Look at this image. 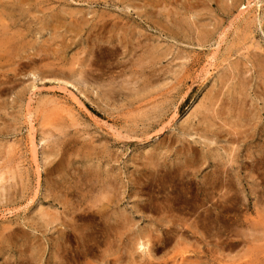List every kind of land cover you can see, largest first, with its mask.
Masks as SVG:
<instances>
[{"label": "rangeland", "instance_id": "374dc122", "mask_svg": "<svg viewBox=\"0 0 264 264\" xmlns=\"http://www.w3.org/2000/svg\"><path fill=\"white\" fill-rule=\"evenodd\" d=\"M0 6V264H264V0Z\"/></svg>", "mask_w": 264, "mask_h": 264}, {"label": "bare ground", "instance_id": "6f19581e", "mask_svg": "<svg viewBox=\"0 0 264 264\" xmlns=\"http://www.w3.org/2000/svg\"><path fill=\"white\" fill-rule=\"evenodd\" d=\"M17 1H18V0H17ZM2 2H3V1H2ZM12 2H13V1H12ZM35 2H36V1H35ZM120 2H121V1H120ZM30 3H31V1H30ZM3 4H4V2H3ZM24 5H25V3H24ZM0 7H1V6H0ZM8 7H9V6H8ZM11 7H12V6H11ZM22 7H23V6H22ZM28 7H30V6H28ZM9 8H10V7H9ZM12 8H13V7H12ZM62 8H63V7H62ZM2 9H3V8H2ZM5 9H6V8H5ZM63 9H64V8H63ZM6 10H7V9H6ZM31 10H32V9H31ZM61 10H62V9H61ZM1 11H2V10H1ZM4 11H5V10H3V12H4ZM8 11H9V10H8ZM12 11H14V10H12ZM27 11H28V10H27ZM27 11H26V12H27ZM45 11H46V10H45ZM65 11H66V10H65ZM6 12H7V11H6ZM15 12H18V10H17V11L15 10ZM19 12H20V10H19ZM58 12H59V11H58ZM62 12H63V11H62ZM13 13H14V12H13ZM1 14H2V12H1ZM6 14H7V13H6ZM64 14H65V13H64ZM10 15H11V14H10ZM12 15H13V14H12ZM19 16H20V15H19ZM56 16H57V15H56ZM77 16H78V15H77ZM7 17H8V16H7ZM7 17H6V18H7ZM9 17H10V16H9ZM59 17H62V15L59 16ZM74 17H76V15H75ZM42 18H43V17H42ZM16 19H17V18H16ZM18 19H19V18H18ZM18 19H17V20H18ZM54 19H55V18H54ZM56 19H57V21L59 20L58 17H56ZM86 19H87V18H86ZM11 20H12V19H11ZM13 20H14V19H13ZM13 20H12V21H13ZM45 20H46V19H45ZM50 20H51V19H50ZM63 20H64V19H63ZM74 20H76V19H74ZM82 20H83V19H82ZM7 21H8V20H7ZM40 21H41V20H40ZM54 21H55V20H54ZM80 21H81V20H80ZM18 22H19V21H18ZM55 22H56V21H55ZM60 22H61V19H60ZM12 23H14V22H12ZM12 23H11V24H12ZM19 23H20V22H19ZM21 23H22V22H21ZM21 23H20V24H21ZM58 23H59V21H58ZM81 23H82V22H81ZM83 23H84V21H83ZM14 24H15V23H14ZM49 24H50V23H49ZM74 24H76V22H75ZM18 25H19V24H18ZM30 25H31V24H30ZM54 25H55V24H54ZM114 25H115V24H114ZM22 26H23V25H22ZM64 26H65V24H64ZM80 26H82V25H80ZM19 27H20V26H19ZM58 27H59V26H58ZM75 27H76V25H75ZM12 28H14V27H12ZM67 28H68V27H67ZM73 28H74V27H73ZM19 29H20V28H19ZM29 29H30V27H29ZM68 29H70V28H68ZM79 29H80V28H79ZM77 30H78V29H77ZM19 31H20V30H19ZM28 31H30V30H27V32H28ZM0 32H1V31H0ZM65 32H66V31H65ZM45 33H46V32H45ZM62 33H63V32H62ZM125 33H126V32H125ZM2 34L5 35L6 33H2ZM130 34H132V33H130ZM8 35H9V32H8ZM49 35H50V34H49ZM121 35H122V33H121ZM125 35H126V34H125ZM1 37H2V36H1ZM9 37H10V36H9ZM11 37H12V36H11ZM62 37H63V36H62ZM17 38H18V37H17ZM1 39H2V38H1ZM33 39H34V38H33ZM56 39H57V38H56ZM14 40H15V39H14ZM66 40H67V39H66ZM3 41H4V40H3ZM9 41H10V40H9ZM19 41H20V40H19ZM11 42H12V41H11ZM45 42H46V41H45ZM19 43H20V42H19ZM25 43H26V42H25ZM46 43H47V42H46ZM49 43H50V42H49ZM63 43H64V42H63ZM59 44H60V43H59ZM34 45H35V44H34ZM43 45H45V44H43ZM48 45H49V44H48ZM11 46H12V45H11ZM32 47H33V46H32ZM54 47H55V46H54ZM4 48H5V46H4ZM40 48H42V47H40ZM28 49H29V48H28ZM42 49H43V48H42ZM66 49H67V48H66ZM3 50H4V49H3ZM59 51H60V50H59ZM61 51H63V50L61 49ZM5 52H6V51H5ZM149 52H150V51H149ZM11 53H12V52H11ZM31 53H32V52H31ZM39 53H40V52H39ZM59 53H60V52H59ZM151 54H152V53H151ZM46 55H47V54H46ZM34 56H36V55H34ZM56 56H57V52H56ZM58 56H59V54H58ZM17 57L19 58V56H17ZM17 57H16V58H17ZM28 57H29V56H28ZM37 57H38V55H37ZM9 59H10V58H9ZM62 59H63V58H62ZM20 60H22V59H20ZM20 60H19V61H20ZM2 61H3V60H2ZM26 61H27V60H26ZM31 61H32V60H31ZM50 61H51V60H50ZM52 61H53V60H52ZM31 65H32V64H31ZM27 66H28V65H27ZM29 70H30V68H29ZM54 74H55V73H54ZM48 75H49V74H48ZM64 82H65V80H64ZM135 83H136V82H135ZM118 86H119V85H118ZM121 86H122V85H121ZM143 86H144V85H143ZM143 86H142V87H143ZM101 87H102V86H101ZM105 88H106V87H105ZM135 88H136V87H135ZM99 89H100V88H99ZM136 90H137V89H136ZM116 93H117V92H116ZM101 95H102V94H101ZM129 95H130V94H129ZM103 98H104V97H103ZM198 111H199V110H198ZM93 151H94V150H93ZM55 153H56V152H55ZM52 155H53V154H52ZM87 155H88V154H87ZM112 155H113V154H112ZM85 159H86V157H85ZM85 159H84V160H85ZM87 160H88V159H87ZM49 161H50V160H49ZM49 161H46V162H49ZM97 161H98V160H97ZM98 162H99V161H98ZM115 162H116V161H115ZM57 166H58V165H57ZM97 166H98V165H97ZM100 166H101V165H100ZM37 167H38V165H37ZM144 167H145V166H144ZM183 167H184V166H183ZM62 169H63V168H62ZM104 170H105V167H104ZM177 170H178V169H177ZM88 171H89V170H88ZM153 171H154V170H153ZM90 172H91V171H90ZM38 173H39V172H38ZM87 173H89V172H87ZM149 174H150V173H149ZM83 175H84V174H83ZM87 175H88V174H87ZM91 175H92V173H91L89 176H91ZM93 175H94V173H93ZM110 175H111V174H110ZM182 175H183V174H182ZM59 176H60V175H59ZM89 176H85V177H87V178L89 179ZM159 176H160V175H159ZM94 177H96V176H94ZM97 177L100 178L99 176H97ZM97 177H96L95 179H98ZM137 177H138V176H137ZM154 177H155V176H154ZM187 177H188V176H187ZM60 178H61V177H60ZM62 178H63V177H62ZM85 179H86V178H85ZM90 179H91V178H90ZM92 179H93V178H92ZM139 179H140V178H139ZM144 180H145V179H144ZM158 180H159V179H158ZM83 181H84V180H83ZM101 181H102V180H101ZM104 181H105V180H104ZM76 182H77V181H76ZM112 182H113V181H112ZM93 183H94V182H93ZM105 183H106V182H105ZM105 183H104V184H105ZM91 184H92V183H91ZM104 184H103V185H104ZM108 184H109V183H108ZM199 184H200V183H199ZM62 185H63V184H62ZM72 185H73V184H72ZM94 185H96V184H94ZM94 185L92 184V189L94 188ZM98 185H99V184H98ZM100 185H102V184H100ZM112 185H114V184H112ZM185 185H186V184H185ZM86 186H87V185H86ZM168 186H169V185H168ZM3 187H4V186H3ZM10 187H11V186H10ZM10 187H9V188H10ZM100 187H101V186H100ZM103 187H104V186H102V188H103ZM105 187H107V186H105ZM105 187H104V188H105ZM108 187H109V186H108ZM114 187H115V186H114ZM144 187H145V186H144ZM198 187H199V186H198ZM5 188H6V187H5ZM5 188H3V189H5ZM77 188H78V187H77ZM82 188H83V187H82ZM88 188H89V186H88ZM181 188H182V187H181ZM90 189H91V188H90ZM92 189H91V190H92ZM94 189H95V188H94ZM96 189H97V188H96ZM105 189H106V188H105ZM117 189H118V188H117ZM198 189H200V188H198ZM213 189H214V188H213ZM223 189H224V188H223ZM74 190H75V189H74ZM100 190H101V189H100ZM107 190H108V189H107ZM88 191H90V190H88ZM102 191H103V189H102ZM102 191H101V192H102ZM112 191H113V189L110 190V193H111ZM90 192H91V191H90ZM113 192H115V191H113ZM113 192H112V193H113ZM196 192H197V191H196ZM79 193H81V192H79ZM83 193L85 194V193H87V191H86V192H83ZM88 193H89V192H88ZM88 193H87V194H88ZM95 193H96V192H95ZM98 193H99V192H98ZM102 193H103V192H102ZM110 193H109V194H110ZM184 193H185V192H184ZM87 194H86V195H87ZM91 194H92V193H91ZM100 194H101V193H100ZM120 194H121V193H120ZM163 194H164V193H163ZM56 195H57V194H56ZM94 195H96V194H94ZM94 195H93V196H94ZM105 195H107V193H106ZM82 196H84V195H82ZM88 196H90V194H88ZM93 196H92V197H93ZM107 196H108V195H107ZM185 196H186V195H185ZM90 197H91V196H90ZM94 197H96V199L100 202V201H101V197H102V195H99V196L97 195V196H94ZM94 197H93V198H94ZM117 197H118V196H117ZM188 197H189V196H188ZM216 197H217V196H216ZM79 198H80V196H79ZM82 198H83V197H82ZM104 198H105V197H104ZM104 198L102 197V199H104ZM83 199L87 200L88 198H87V197L85 198V196H84ZM83 199H82V200H83ZM94 199H95V198H94ZM105 199H106V201H107V198H105ZM79 200H81V198H80ZM82 200H81V201H82ZM113 200H114V199H113ZM185 200H186V199H185ZM81 201H80V202H81ZM83 201H84V200H83ZM87 201H88V200H87ZM98 201H97V202H98ZM108 201L110 202V200H108ZM84 202H85V201H84ZM97 202H96V204H97ZM146 203H147V202H146ZM149 203H150V202H149ZM101 204H102V203H101ZM63 205H64V204H63ZM102 205H103V204H102ZM105 205H106V204H105ZM105 205H104V206H105ZM148 205H149V204H148ZM165 205H166V204H165ZM171 205H172V204H171ZM211 205H212V204H211ZM167 206H168V205H167ZM105 207H106V206H105ZM154 207H155V206H154ZM169 207H170V206H169ZM171 207H172V206H171ZM97 209H98V208H97ZM102 210H103V209H102ZM73 211H74V210H73ZM103 211H104V210H103ZM160 212H161V211H160ZM67 213H68V212H67ZM111 213H112V212H111ZM163 213H164V211H163ZM61 214H62V213H61ZM119 214H120V213H119ZM165 214H166V213H165ZM102 215H103V214H102ZM194 215H195V214H194ZM201 215H202V214H201ZM111 217H112V216H111ZM174 217H175V216H174ZM187 217H188V216H187ZM195 217H196V216H195ZM175 219H176V218H175ZM181 219H182V218H181ZM177 220H178V219H177ZM109 221H110V220H109ZM111 221H112V220H111ZM172 221H173V219H172ZM175 221H176V220H175ZM81 222H82V221H81ZM176 222H177V221H176ZM180 222H181V221H180ZM95 223H96V222H95ZM112 223H113V222H112ZM174 223H175V222H174ZM178 223H179V222H178ZM185 223H186V222H185ZM109 224H110V223H109ZM183 224H184V223H183ZM195 224H196V223H195ZM173 225H174V224H173ZM175 225H176V224H175ZM190 226H191V225H190ZM116 227H117V226H116ZM182 227H184V226H182ZM181 229H182V228H181ZM187 230H188V229H187ZM198 230H199V229H198ZM189 231H190V230H189ZM171 232H172V231H171ZM172 233H173V232H172ZM174 233H175V232H174ZM194 233H196V232H194ZM173 235H174V234H173ZM81 237H82V236H81ZM173 237H174V236H173ZM177 237H178V236H177ZM175 238H176V237H175ZM175 238H174V239H175ZM185 239H186V238H185ZM186 240H187V239H186ZM154 241H155V240H154ZM198 243H199V242H198ZM140 244H141V243H140ZM134 245H135V244H134ZM161 247H162V246H161ZM140 248L142 249V247H140Z\"/></svg>", "mask_w": 264, "mask_h": 264}]
</instances>
